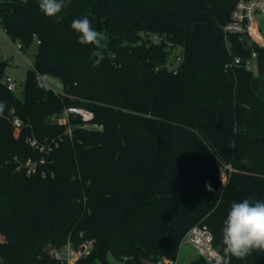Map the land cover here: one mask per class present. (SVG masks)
Instances as JSON below:
<instances>
[{
	"label": "trees",
	"instance_id": "1",
	"mask_svg": "<svg viewBox=\"0 0 264 264\" xmlns=\"http://www.w3.org/2000/svg\"><path fill=\"white\" fill-rule=\"evenodd\" d=\"M236 1L71 0L58 23L38 0H0L5 33L22 39L21 50L32 36L38 44L22 99L4 83L7 61L0 58V264H56L49 248L79 231L94 247L76 264H110L109 254L121 264L176 260L197 223L208 226L222 255L231 204L264 200V47L247 34L225 33ZM89 13L104 34L98 67L94 46L80 44L71 28ZM142 33L180 42L181 61L170 66L173 50L161 36L146 42ZM252 51L255 71L225 69L232 55ZM37 73L57 78L61 92L40 87ZM68 105L91 110L102 128L88 130L75 119L72 136L64 135L65 126L50 119ZM58 135L63 139L40 167L53 176L17 170L14 158L42 153L28 136ZM224 165L230 171L221 181ZM186 264L215 262L197 255ZM231 264H264V252Z\"/></svg>",
	"mask_w": 264,
	"mask_h": 264
},
{
	"label": "built area",
	"instance_id": "2",
	"mask_svg": "<svg viewBox=\"0 0 264 264\" xmlns=\"http://www.w3.org/2000/svg\"><path fill=\"white\" fill-rule=\"evenodd\" d=\"M233 7L229 21L224 25L225 33L232 34H247L249 37L258 43L260 47H264V39L258 36L259 27L257 26L256 15H259L264 19V0H237ZM21 49V45L17 44ZM183 55L181 52L176 54L173 60V64H177L181 61ZM257 53L252 51L249 57L243 58L239 55H232L231 60L225 64V69L233 66L242 65L246 70L255 71L257 68L256 63ZM36 80L40 87L45 89H52L47 80L45 74H36ZM4 83L9 90L15 87L13 79L9 76L4 78ZM51 122L61 124L65 126L64 135L72 136V121L78 119L81 122V127L88 130H100L102 126L94 123V113L82 106L68 105L64 109L51 117ZM12 124L16 130L22 128V121L17 116H13ZM63 139V135H58L52 138H44L38 141L33 136H28L26 141L28 144L38 151L42 152L37 157H26L23 161L14 158L17 162V170H24L26 175H32L40 170L43 177L49 175L53 176V172L47 169H40V167L46 163L47 157L56 148L59 142ZM230 171V165H224L220 168L219 176L221 181L227 179L228 172ZM184 241L191 244L195 249L198 256L204 258L206 261L216 260L220 252L212 245L213 235L208 226L204 223L194 224L184 235ZM94 247V238L85 236L83 231H79L77 238L68 237L65 244L59 247H50L48 254L56 262V264H76V262L82 257L87 256ZM177 259H171L166 257H159L156 259H144L143 264H177Z\"/></svg>",
	"mask_w": 264,
	"mask_h": 264
},
{
	"label": "clouds",
	"instance_id": "3",
	"mask_svg": "<svg viewBox=\"0 0 264 264\" xmlns=\"http://www.w3.org/2000/svg\"><path fill=\"white\" fill-rule=\"evenodd\" d=\"M71 3V0H38L40 11L47 17H56L59 23L63 17L60 13ZM87 16L74 19L71 28L78 34L80 44H91L96 57L93 67H98L104 60L103 44L104 34L93 28ZM5 104L0 102V112ZM208 191H213L209 184L205 185ZM222 255L217 256L215 264H231L234 257L241 260L253 251L264 252V200L251 201L244 199L233 202L222 228Z\"/></svg>",
	"mask_w": 264,
	"mask_h": 264
},
{
	"label": "rangeland",
	"instance_id": "4",
	"mask_svg": "<svg viewBox=\"0 0 264 264\" xmlns=\"http://www.w3.org/2000/svg\"><path fill=\"white\" fill-rule=\"evenodd\" d=\"M257 26L259 27V33L264 38V19L259 15H256ZM145 36L146 42L156 41L161 36L162 41L166 48L173 51L170 52L169 63L170 66L173 62V56L181 52V43L173 39V37H166L165 35H158L156 33H145L141 34ZM22 43V39L16 38L13 40L8 36L2 26L0 25V58L7 61L5 65V74L13 79L15 87L12 89L13 95L22 99V89L24 87V79L28 72V69L35 62L36 52L38 51L37 39L32 36L31 39L24 45L21 50L18 48L17 44ZM47 82L54 87L55 91L61 92L62 85L57 78L46 75ZM3 236L0 235V241H2ZM177 259L180 264H186L189 261L195 259L197 256L193 246L186 241L182 240ZM108 262L110 264H121L122 260L118 259L116 256L109 254ZM91 264H101L99 261L94 260Z\"/></svg>",
	"mask_w": 264,
	"mask_h": 264
},
{
	"label": "water",
	"instance_id": "5",
	"mask_svg": "<svg viewBox=\"0 0 264 264\" xmlns=\"http://www.w3.org/2000/svg\"><path fill=\"white\" fill-rule=\"evenodd\" d=\"M262 87L264 89V78L262 79ZM98 143V140L97 139H92V144L93 145H96Z\"/></svg>",
	"mask_w": 264,
	"mask_h": 264
},
{
	"label": "crops",
	"instance_id": "6",
	"mask_svg": "<svg viewBox=\"0 0 264 264\" xmlns=\"http://www.w3.org/2000/svg\"><path fill=\"white\" fill-rule=\"evenodd\" d=\"M258 32H259V31H258ZM258 36H260V38L264 39L260 33H258ZM177 261H178V259H177Z\"/></svg>",
	"mask_w": 264,
	"mask_h": 264
}]
</instances>
